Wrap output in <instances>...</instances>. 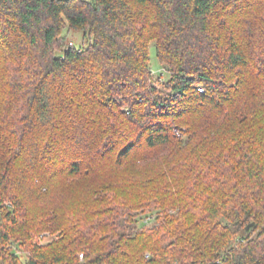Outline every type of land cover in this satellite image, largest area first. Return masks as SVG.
Returning <instances> with one entry per match:
<instances>
[{
    "label": "trees",
    "instance_id": "1",
    "mask_svg": "<svg viewBox=\"0 0 264 264\" xmlns=\"http://www.w3.org/2000/svg\"><path fill=\"white\" fill-rule=\"evenodd\" d=\"M0 264H264V0H0Z\"/></svg>",
    "mask_w": 264,
    "mask_h": 264
},
{
    "label": "rangeland",
    "instance_id": "2",
    "mask_svg": "<svg viewBox=\"0 0 264 264\" xmlns=\"http://www.w3.org/2000/svg\"><path fill=\"white\" fill-rule=\"evenodd\" d=\"M88 1H91V0H88ZM65 43L66 45L68 44H71V43H75L76 45L78 46H83V45H88L89 44V40L88 38H85L84 35H83V32L81 31H76V32H66V40H65ZM151 56L153 58V60L155 61L156 60V56H155V51L154 49H152V52H151ZM156 63V61H155ZM157 67V65H156ZM159 67H157L158 69ZM158 73H162L161 70H157ZM178 132V131H177ZM179 133V132H178ZM181 136V134H179ZM258 233V231H256V234ZM255 234V236H256ZM44 236L42 237V241L43 242H52L56 237L55 235H52L50 234L49 232H45L43 234Z\"/></svg>",
    "mask_w": 264,
    "mask_h": 264
},
{
    "label": "built area",
    "instance_id": "3",
    "mask_svg": "<svg viewBox=\"0 0 264 264\" xmlns=\"http://www.w3.org/2000/svg\"><path fill=\"white\" fill-rule=\"evenodd\" d=\"M83 256V255H82ZM148 256H149V254H148Z\"/></svg>",
    "mask_w": 264,
    "mask_h": 264
}]
</instances>
